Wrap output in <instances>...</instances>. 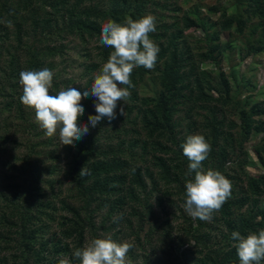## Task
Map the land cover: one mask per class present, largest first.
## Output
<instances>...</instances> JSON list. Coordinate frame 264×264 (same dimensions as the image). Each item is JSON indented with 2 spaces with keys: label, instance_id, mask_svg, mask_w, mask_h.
I'll list each match as a JSON object with an SVG mask.
<instances>
[{
  "label": "trees",
  "instance_id": "obj_1",
  "mask_svg": "<svg viewBox=\"0 0 264 264\" xmlns=\"http://www.w3.org/2000/svg\"><path fill=\"white\" fill-rule=\"evenodd\" d=\"M25 1L20 0L12 5L11 0H0V10H3L2 14L0 12V21L7 19L3 26L0 24V32L4 33L2 37L0 33V74L4 82L0 89V96L4 91L3 97L6 99H13L14 91L17 94L19 92L18 95L21 97L22 86L19 83L21 71L54 69V60L67 55L68 50L62 42L67 39L68 35H75L84 43H92L91 41H94V44L97 43L100 46L101 54L99 55L102 61L107 62L114 49L98 44L102 25L109 19L124 23L128 19L136 20L143 17L141 7L144 3H138L133 9L132 0H42L41 4L36 3L37 0H28V4H24ZM163 1L167 2V0ZM14 6L17 10L13 9ZM156 6L161 7L159 3ZM27 7L31 9L27 10ZM233 7L238 10V13L231 16L227 14L226 7L221 4L207 6V17H204L200 8L195 6L180 19L181 21L169 27L163 25L161 26L162 31L158 29L157 34L153 32L149 34L150 39L160 49L157 55L160 68L156 69L159 80L158 82L155 80L156 85L153 84L154 86L160 85L163 89L155 92L151 101L141 99L140 104L142 103L143 107L140 109L138 98L134 95L129 97L130 103L133 99H136L137 103L133 107L126 108L128 115L124 127L128 133V139L123 140L116 147L106 139L103 143H100V140L98 142V136L94 139L88 138V131L81 140L72 145L70 150L68 148L70 154L74 148L75 154L72 155L71 162H68L60 175L64 179H61L59 183V190L51 189L54 185L52 180H43V178L55 177L56 174L53 162L59 155L49 153L46 155L47 159L44 158L50 163L49 170L40 169L39 174L35 170L32 171L31 181L22 193L15 191L13 195H2L0 201V264H59L57 257L65 256L72 259L73 264H79V261L72 258V253L76 248L84 245L87 230L93 228L92 231H97L93 220L97 207L101 205L100 199L105 194L111 199L110 194L119 191L116 187L127 177L124 175L127 171L132 176L133 182L127 195L120 201L134 206L133 215L137 214L145 221H150L149 217L155 214L154 202L151 201L155 190L148 189L147 184L145 185L140 179L142 169L136 168L134 153L138 155L137 151L141 150L152 154L151 156L156 160L154 165L159 168L155 174H149L152 178L153 176L158 178L160 172L170 173V171L174 172L177 177H184L189 160L183 154L182 141L176 138L178 126L176 116L180 112V105H183L185 98L188 97L194 98L195 102H210L208 101L210 96L206 90L219 93L223 90L230 102L231 85L225 74L212 79V73L202 71L199 65H193L191 68L189 62L186 63L193 59L188 58L193 52V47L189 42L191 34L201 31L207 39L211 38L212 41H218L221 36L223 38L228 36L227 41L232 48L235 44L234 36H242L249 29L246 30L249 21L257 19L251 28L253 31L250 32L252 38L256 36L258 38H253V41L248 38L246 45L251 55L264 53V0H234ZM173 11L177 13L180 8L176 7ZM216 15L218 18L212 19V16ZM11 27H17V33L13 39L15 43L10 41L13 34ZM27 29H32L33 33L37 34L31 40L27 39L29 35L28 31L26 32ZM216 50L217 47L210 49V55L212 56ZM87 52L89 55L92 54L91 51L87 50ZM144 70V67L133 69L130 77L132 82L141 83ZM137 76L139 79L136 80ZM58 89L59 84L54 83L49 94L56 95ZM6 91L11 95L7 94L6 97ZM194 94H196L195 97ZM148 102L152 104L151 108ZM19 103L22 104L21 100ZM239 104H243L241 100ZM12 106H15V103L8 105L10 108ZM260 106L262 104H253L250 110L242 108L243 111L239 118L243 121L242 127L245 128L246 135L252 132L255 135L263 131L259 121L252 118L264 115V111H259ZM212 119L209 133L214 134L215 143L219 130L226 124L222 121L221 124H217V119L215 117ZM9 141L8 137L0 138V142L8 143ZM261 145L259 149H256V153L264 168V143ZM125 146L129 147L132 152L129 156L126 154ZM159 152L169 154L168 158L157 157L155 154ZM28 164L31 168V161ZM82 168L85 169L86 174L88 172L90 174L80 175ZM243 171L241 173L247 179V190L250 195L264 194V175L252 177ZM224 176L230 181L235 179L225 173ZM90 179L94 180L93 186L87 185ZM157 181L156 179L155 182ZM41 184L49 185L50 188H44V190L38 187ZM151 184L155 183L151 182ZM16 194H21V196L17 197ZM142 199L143 203H141ZM245 199L247 198L242 196V203L246 202ZM103 203L113 208L117 204L116 200L108 199L103 200ZM259 203L261 207L257 206V200L251 201V205L256 204L254 206L256 208L252 209L253 214L248 213V218L242 216L243 218L234 222V224L241 223L238 231L242 235L246 236L249 232L264 229V199L263 203L261 201ZM138 205H141L142 209H139ZM232 212L231 204L226 201L220 214H222V220L227 221L228 225L232 224L231 220H228ZM83 216L89 219L88 223L83 222ZM54 224L61 230L62 239H56L54 236L51 239L48 237ZM102 226L104 227V224ZM214 230L215 228L210 223L196 218L195 224H189L186 232L187 241L179 238L184 241V244L175 251L173 258L168 259L173 254L170 250L165 252L161 249L164 259L158 256L159 261L144 260V264H189L188 255H195L196 258H193V261H196L199 259L198 255L202 254L204 255L202 260L200 259L201 264L239 262L236 248L233 246L235 241L231 239V236H225L224 240L232 242H228L226 244L228 248H224V241L212 235ZM67 239L72 240L70 244L73 245V249L70 244L65 243ZM197 253L199 254L196 255ZM153 254L157 258V254Z\"/></svg>",
  "mask_w": 264,
  "mask_h": 264
},
{
  "label": "rangeland",
  "instance_id": "obj_2",
  "mask_svg": "<svg viewBox=\"0 0 264 264\" xmlns=\"http://www.w3.org/2000/svg\"><path fill=\"white\" fill-rule=\"evenodd\" d=\"M18 1L20 0H11L10 3L13 5ZM40 1L42 0H37L35 2L41 4ZM25 3L28 4V0H26L24 4ZM138 3H144L141 7L143 8V16L151 14L155 17L157 31L158 29L162 31L163 28H161V26L163 25L169 27L171 24L181 21L180 19H182L185 14L189 13L191 8L195 6L200 8L204 17H207V6H218L219 4L226 7L228 15L232 16L238 13V10L233 7L234 0H187V2H185V0H167V2L163 0H139V2H135V0H132L133 9ZM157 3H159L161 7H157ZM176 7L180 8V11L177 13L173 11ZM13 9L17 10L16 6H14ZM30 9L31 7H27V10ZM0 12L2 14L3 10H0ZM217 18L218 15L212 16V19ZM2 19H4V17ZM256 20L249 21L246 30L249 29L242 36H234L235 44L232 48L227 41L228 36L224 38L221 36L218 41H212L211 38L207 39L201 31H196L191 34L192 37L189 42L191 47H193V52L189 57L188 55H186V57L193 59H190L186 63L189 62L191 68L193 65H199L202 71L212 73V79L215 78V76H220V74H225L231 85L230 102L223 90H221V93L206 90L210 96L208 100L210 102L207 101L208 103H204L197 101V103L194 101V98H185L183 105H180V112L176 116L178 120L176 129L177 139H180L182 143H184L189 135L199 133L204 135L211 145V152L208 158L202 162V167L205 170L211 168L221 172L223 175L225 173L235 178L234 181L231 179L233 185L231 187V196L226 200L232 206V216L228 219L229 221L231 220L230 222H232V224L228 225L227 221L224 222L222 220V214L220 213L224 209V204L219 211L213 213L210 221H206L215 228L212 235H214L216 239L224 241V248H228L226 244L232 242L231 240H228V242L224 240L226 239L225 236L230 237L233 231H238L240 228L241 223L238 222V224H234V222L243 217L248 218V213L250 215L253 214L252 209L256 208L254 207L256 204L251 205V201L257 200V206L261 207L259 201L263 203L264 199V194L250 195L247 190V179L241 173V171L244 170L243 172L248 173V175L252 177L264 175V168L256 153V149H259L262 146L261 144L264 143V115L252 117L257 122L259 121V125L263 128L261 133L255 135L253 132L246 135V130L242 127L243 121L239 118L243 111L242 108H244V110H250L253 104H262L259 111H264V53L251 55L246 45L248 38H251L252 41L253 38H258V36L251 37V32L253 31L251 28ZM6 22L7 19L0 21V24L3 26ZM156 30L153 32L154 34H157ZM11 31L13 34L10 41L15 43L13 39L15 33H17V27H11ZM27 31L29 33L27 37L28 40L33 39L34 35H37L33 33L32 29H27L26 32ZM0 33L2 37L4 33ZM66 38L67 39L62 43L65 45L68 52L67 55L62 58L57 57L53 62L55 66L54 69L51 70L54 73L52 85L54 83L59 84L58 92L61 88L66 89L73 86L77 87L81 93H83L84 88H89L91 86L94 74L100 70L105 61L103 62L101 55H99L100 46L97 45V43L94 44V41H91L92 43H84L75 35H68ZM94 40L96 41V39ZM96 47H98L97 51H95ZM215 47H217V50L211 56L210 49ZM87 50L91 51L92 54L89 55ZM82 53L84 55H81ZM157 68H160V61L156 62L153 70L144 68L145 70L143 72V77L141 76L143 78L141 83H134L133 81L134 87L129 90L131 93L130 96L134 95L138 98L139 109L143 107L142 103L140 104L141 99L151 101L155 96V92L162 88L160 85L154 86V84H157L155 80L157 82L159 80L156 72ZM137 78L139 79L138 76L136 80ZM3 83L0 74V89ZM7 91L5 93L6 97L7 94H10ZM3 92L4 91H2V95L0 96V138L8 137L10 141L8 143L0 142V201L3 194L13 195L15 191L22 193L26 190V186H28L29 181H31L30 176L32 171L35 170L39 174L40 169L49 170L48 167L50 163L45 161V159H47L46 155L49 153H56L59 155L56 156L57 159L53 162L56 174L55 177L43 178V180H52L54 185L51 186V189L56 188L59 190V183L61 179H64L61 178L60 175H62L68 162H71L70 159L72 155L75 154L74 148L70 154L68 148L70 150L72 145H62L59 140L58 132L53 137L45 135L44 130L39 127L35 120L34 110L19 103V92L17 94L14 91L13 99H6L3 97ZM195 96L196 94H194V97ZM129 99L130 98L118 102L115 119L109 121L107 117H105L97 126L93 127L89 123L88 117L90 115H96L94 107L95 98L90 95L87 98H82L81 103L84 112L79 117L80 119L78 118V122L79 124L88 125L89 133L87 137L94 139L98 136V142L100 140V143H103V140L106 139L111 141L112 144H115L116 147L120 142L128 139V133H126L124 127L128 115L126 108L133 107L137 103L136 99H133L131 103ZM240 100L243 104H239ZM12 102L15 103V106H12V108L8 107ZM19 104L21 105L20 107ZM121 104H123L124 115H121L119 111ZM148 104H150L151 108L152 104L150 102H148ZM214 117L217 119V124H221V121L226 124L225 127L223 126V128L219 130L218 138L215 143L214 134L209 133L213 122L212 118ZM140 132L142 134V131ZM125 150L128 156L132 153L127 146H125ZM137 152L138 155L136 152L134 153V159H136L134 164L136 168L142 169L139 177L144 181L145 185L147 184L148 189L153 188V190H155L152 196L153 199L151 200L154 202L155 214L149 217L150 221H145L143 217L141 218V216L137 214L133 215L134 206L132 204L128 205L125 201H120V199H124L123 197L127 195L126 193L130 190L131 183L133 182V179L131 180L132 176L129 175L127 171V173L124 174L127 177L116 187L119 191L110 194L111 199L107 194L100 199L101 205L97 207L95 211L96 216L93 220L96 223L95 228L97 231H92L93 228L87 230L84 236V244L90 239L101 238L110 234L112 238L118 242L127 241L134 245L127 254L132 264H144V260H148V262L153 259L159 261L158 256L164 259L161 249L165 250V252L170 250L173 254L170 253L172 255L169 254L170 256L168 259L171 257L173 258L175 251L184 244V241H187L186 232L189 229V224H195L196 218L194 219L189 216L183 208L186 191L185 183L188 177L185 175L180 178L177 177L174 172L172 173V171H170V173L160 172L158 178L154 176L152 178L151 176L159 170V168L154 165L156 160L151 156L152 154H147L141 150ZM165 152H159L155 155L161 158H168L169 154L167 155ZM181 159L184 160L183 158ZM30 161L31 168H29L28 164ZM221 165L223 167H221ZM186 169L188 171V164H186ZM88 174H90V172L86 175L88 176ZM55 178L58 180V185L55 182ZM163 178L165 179L163 180ZM154 179L158 180L157 183ZM151 182L155 184H151ZM87 185L93 186L94 180L90 179ZM18 187L21 188L18 189ZM38 187L42 189L50 188L49 185L46 186L45 184H41ZM16 195L17 197L21 196V194ZM242 196L247 198L245 199L246 202L244 201L245 203H242ZM250 197L251 199H249ZM105 199L110 201L116 200L117 204H115L113 208L111 205L103 203ZM141 203H143V199ZM137 207L142 209L141 205ZM62 214L68 216L65 213ZM83 217V222L85 224L88 223L89 219L85 216ZM102 224H104V227ZM109 226L110 228H108ZM52 227L53 229L50 230L48 237L51 239L54 236L56 239H62L61 230H59L55 224L52 225ZM139 239L140 242H138ZM71 242V239L65 241V243L68 244ZM70 246L71 249H73V245L70 244ZM152 253H156L157 258L154 254L152 255ZM198 254L199 253L196 255ZM203 255L204 254L198 255L199 259L196 261H193V258H196L195 255H188L187 261L189 264H201ZM57 258L60 259L62 257ZM233 264H239V262H234Z\"/></svg>",
  "mask_w": 264,
  "mask_h": 264
},
{
  "label": "clouds",
  "instance_id": "obj_3",
  "mask_svg": "<svg viewBox=\"0 0 264 264\" xmlns=\"http://www.w3.org/2000/svg\"><path fill=\"white\" fill-rule=\"evenodd\" d=\"M155 30L156 20L151 14L136 20L128 19L124 23L107 20L102 25L98 44L114 50L94 74L89 88H84L83 93L73 86L61 88L56 95H51L49 89L53 83V71L47 68L21 71V103L34 110L35 120L46 136L53 137L58 132L62 145H74L89 131L88 125L78 123L84 112L82 98L89 95L95 98L96 115L88 117L91 126H97L105 117L111 121L116 118L118 102L127 100L131 95L129 89L134 87L130 78L133 69L155 68L160 49L149 36ZM119 111L124 115L123 104ZM181 148L189 160L185 174L188 179L185 183L184 211L194 219L210 221L213 213L219 211L230 198L231 181L217 170L202 167V162L211 152V145L204 135H189ZM85 174L82 168L80 175ZM231 239L235 241L233 246L239 264H264V229L249 232L246 236L233 231ZM133 247L127 241L114 240L109 234L88 240L83 247L74 250L72 258L79 264H132L127 254ZM59 264H73V260L65 256L59 259Z\"/></svg>",
  "mask_w": 264,
  "mask_h": 264
}]
</instances>
